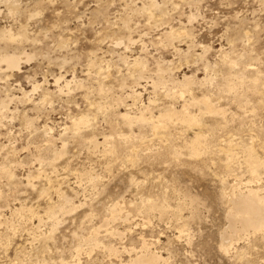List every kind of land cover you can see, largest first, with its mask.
I'll return each instance as SVG.
<instances>
[{
    "label": "rangeland",
    "instance_id": "obj_1",
    "mask_svg": "<svg viewBox=\"0 0 264 264\" xmlns=\"http://www.w3.org/2000/svg\"><path fill=\"white\" fill-rule=\"evenodd\" d=\"M252 148L264 0H0V264H264V230L230 217L264 193Z\"/></svg>",
    "mask_w": 264,
    "mask_h": 264
},
{
    "label": "bare ground",
    "instance_id": "obj_2",
    "mask_svg": "<svg viewBox=\"0 0 264 264\" xmlns=\"http://www.w3.org/2000/svg\"><path fill=\"white\" fill-rule=\"evenodd\" d=\"M173 32L174 31L172 30V31L169 32V34L172 35ZM1 58H2V61L7 64L8 67H10V68L19 67V62H20L19 61V57L16 56L15 54H3ZM178 83H179V86H180L178 88V90L180 91V94L183 95L184 89L187 88L190 85L191 82H190L189 78H186L184 81H181V82H178ZM195 100H197V99H195ZM200 100L205 102L207 105H209L208 98L203 97ZM2 108H7V107L5 106V104H2ZM123 116L127 119V121L129 123H133L134 120L142 121V120H146L147 119L145 117V114H141L140 116H137V117H130L127 113H124ZM161 116H162V118L164 120H168V119L170 120V119H174V117H176L177 114H176L175 111L166 110V111H164L161 114ZM181 119L183 121L192 122V123H198L199 122L197 117L195 115H192V114H184ZM88 121H89L88 116H86V117L82 116V117L74 120V126H75L76 129H78L82 125H85L86 123H88ZM159 126L160 125H154L155 128L159 127ZM202 142H203V134L201 132L196 133L195 137L193 138V140H191V145H192L193 150L196 151V152L199 151ZM248 160H249V166L251 168L250 170H252L253 172H258L259 168H261V167L264 168V160H262L261 158H259L255 154V152L253 151V148L248 151ZM247 192L248 193H246L244 195H239L238 194V196L236 198L234 197L235 201L233 202L234 206H233L232 212L230 214V217H231V219L233 221H239V220H240V222H241V220L245 221L244 222V226L242 227V230H247L248 228H252V229H256V230H264V193L260 192V190L254 189L252 187ZM235 193H236L235 195H237L238 192H235ZM154 206H156V205L152 204V207H154ZM241 224H242V222H241ZM232 227L235 228V225H232ZM241 232L244 233V231H241ZM238 233L240 234V232H238ZM243 233H242V235H243ZM96 238L97 237H95V234H92L86 240L88 242L97 244V239ZM111 251L115 252L117 250L111 248ZM137 259L142 264H159L160 261H161V257L160 256H158L156 254H153L152 252H149V251H146L143 254L139 255L137 257Z\"/></svg>",
    "mask_w": 264,
    "mask_h": 264
}]
</instances>
